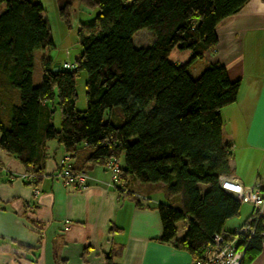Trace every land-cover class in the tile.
<instances>
[{
    "label": "trees",
    "instance_id": "trees-1",
    "mask_svg": "<svg viewBox=\"0 0 264 264\" xmlns=\"http://www.w3.org/2000/svg\"><path fill=\"white\" fill-rule=\"evenodd\" d=\"M75 1L97 11L94 21L77 31L75 69L52 71V62L42 59L35 86L34 52L53 46L41 1L0 0V151L20 162L27 184L38 183L43 145L54 141L75 172L115 160L124 183L115 187L120 195L128 176L140 184L163 185L179 204L156 206L161 241H172L194 262L214 236L232 233L223 231L224 224L242 205L218 182L232 174L220 110L235 102L239 81H231L221 64L195 77L188 66L217 44L216 26L248 0ZM70 4L58 8L64 20ZM141 29L153 36L147 47L133 44ZM173 49L189 53L188 60L171 62ZM80 72L86 75L82 111L76 108L75 89ZM181 221L187 226L177 237ZM251 226L254 234L243 240L240 264H250L262 250V217Z\"/></svg>",
    "mask_w": 264,
    "mask_h": 264
},
{
    "label": "crops",
    "instance_id": "crops-1",
    "mask_svg": "<svg viewBox=\"0 0 264 264\" xmlns=\"http://www.w3.org/2000/svg\"><path fill=\"white\" fill-rule=\"evenodd\" d=\"M42 17L47 22L44 13ZM215 33L217 44L203 59L223 65L229 79L239 81L235 102L220 110L222 141L232 150L231 177L264 188V0H248ZM60 117L57 111L56 126ZM42 152L41 177L37 184H27L11 177L25 173L20 162L0 151V264L191 263L187 251L161 241L156 206L178 205L177 195L170 197L163 185L140 184L130 176L120 195L104 165L88 167L84 188L76 190L55 177L63 148L47 141ZM251 213L252 207L245 214L240 210L223 231L242 225ZM262 219V250L250 264H264V206ZM186 226V221L177 223V237Z\"/></svg>",
    "mask_w": 264,
    "mask_h": 264
},
{
    "label": "rangeland",
    "instance_id": "rangeland-1",
    "mask_svg": "<svg viewBox=\"0 0 264 264\" xmlns=\"http://www.w3.org/2000/svg\"><path fill=\"white\" fill-rule=\"evenodd\" d=\"M44 7V15L47 20L50 29V36L53 46L44 51L37 50L34 52V66L32 73V84L38 85L41 79V60L44 57H48L53 64L59 63L60 66L63 63L73 64L75 58L80 53V47L77 42V31L82 25L90 24L94 21L97 11L95 9L84 8L80 3L75 0H40ZM65 1H71L68 17L64 20L58 14V8ZM128 1V0H127ZM129 2V1H128ZM132 41L135 47H147L153 41V36L147 29L138 30L133 36ZM189 56L185 52H181L178 49H173L169 54V60L171 62L181 61L186 62ZM181 59V60H180ZM211 64L207 59H200L191 63L188 66V72L193 76H197L203 69L209 67ZM85 81L86 75L84 72H80L76 78V108L78 110H84L86 106L85 100ZM122 162V156L118 160ZM160 200L167 202L161 194ZM170 203L171 202H167ZM250 205L242 204L241 212L245 214L249 211Z\"/></svg>",
    "mask_w": 264,
    "mask_h": 264
},
{
    "label": "built area",
    "instance_id": "built-area-1",
    "mask_svg": "<svg viewBox=\"0 0 264 264\" xmlns=\"http://www.w3.org/2000/svg\"><path fill=\"white\" fill-rule=\"evenodd\" d=\"M61 67L68 71L75 69L74 64L68 63H63ZM106 167L111 174V186L122 187L124 183L119 164L115 160H111ZM16 177L24 179L26 175L22 174ZM55 177L65 186H73L76 190L84 188L86 179L85 173L72 170L71 161L67 155H64L58 162V172H56ZM218 182L220 188L232 195L239 203L250 205L253 217L234 228L231 234L214 236L213 243L207 248L202 258L190 264H240L244 253L243 240L244 238H252L254 234L251 221L262 217L264 188L247 187L238 179L224 175L219 177Z\"/></svg>",
    "mask_w": 264,
    "mask_h": 264
},
{
    "label": "water",
    "instance_id": "water-1",
    "mask_svg": "<svg viewBox=\"0 0 264 264\" xmlns=\"http://www.w3.org/2000/svg\"><path fill=\"white\" fill-rule=\"evenodd\" d=\"M58 70H59V65L53 64L52 71H58Z\"/></svg>",
    "mask_w": 264,
    "mask_h": 264
}]
</instances>
